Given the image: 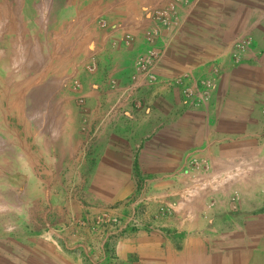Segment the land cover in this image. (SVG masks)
<instances>
[{"label":"crops","instance_id":"0c3cea01","mask_svg":"<svg viewBox=\"0 0 264 264\" xmlns=\"http://www.w3.org/2000/svg\"><path fill=\"white\" fill-rule=\"evenodd\" d=\"M170 1L0 0V137L40 185L38 218L0 236V264H245L225 237L233 192L241 213L264 208V0H186L165 27L147 13ZM151 49L158 82L137 86ZM193 161L201 185L232 187L215 209L181 193ZM102 215L121 219L116 235Z\"/></svg>","mask_w":264,"mask_h":264},{"label":"rangeland","instance_id":"374dc122","mask_svg":"<svg viewBox=\"0 0 264 264\" xmlns=\"http://www.w3.org/2000/svg\"><path fill=\"white\" fill-rule=\"evenodd\" d=\"M2 144L6 145V147L3 151L0 150V236H4L8 231L11 236L17 232L15 230L17 225L32 224L34 219L38 218L34 215L36 211L34 208L38 209V202L32 199V194L35 189L37 191L40 189V185L29 182L33 176L32 162L28 159V154L16 151V139L0 137V146ZM237 183L234 182L232 185L234 186ZM229 186L230 184L227 185L226 181L220 178L219 181L212 185V188L203 190L208 194V204H214L213 209L217 207L214 195L216 193L221 194L224 190L228 191L232 188ZM234 193L229 197L230 201H228L230 202L228 216H232V221H229L230 230L226 231L228 235L225 237V240L231 242L227 246V252L231 251L234 260L240 258L245 264L248 260L249 264H264V208H254L249 210V212L241 213L242 194ZM221 195L224 196L225 193ZM235 195H238L239 198H236ZM262 202L260 201V203ZM137 203L138 205H146V200L140 199ZM167 210H159L158 215L161 217H172L171 211ZM235 213H241V218ZM114 219H118L119 223L115 225ZM132 220L133 217L130 221L133 227ZM141 221L143 224L138 229L146 230L145 228H148V225L144 220L141 219ZM120 222L121 219L118 217L102 215L95 218L93 224L100 225L107 234L116 235L119 231ZM217 232L218 235L222 234V236H225L224 233H226ZM259 244L262 245L258 246Z\"/></svg>","mask_w":264,"mask_h":264},{"label":"built area","instance_id":"2783aa9c","mask_svg":"<svg viewBox=\"0 0 264 264\" xmlns=\"http://www.w3.org/2000/svg\"><path fill=\"white\" fill-rule=\"evenodd\" d=\"M184 2H186V0H171L165 6L150 9L147 14L157 23L165 27H170L175 24V20L177 19L178 6ZM101 25H104V23L101 22ZM148 41L153 42L152 36L150 35L148 36ZM251 43H252V38L248 35H244L239 37V39L235 43V47L239 51H245L250 47ZM160 56L161 55L159 54L158 51H156L155 49H151L150 51H148V53H146L137 60L136 75L134 77L137 86L139 79H142L144 82H147L148 84H154L158 82V76L155 73V66L156 63L160 60ZM90 71H94V68L92 67ZM205 86L207 90L204 91L201 96H203V98L205 97L208 98L210 96L208 95L209 90L212 88L213 83L211 81H207L205 82ZM185 94L186 96L191 97L194 95V91L187 89L185 91ZM192 165H194L196 168V170L194 171V176L190 182L189 181L184 182V187L181 191V193L187 194L190 198H194L198 190L203 191V190H208L210 188V185L208 183L201 185L202 183V178L200 177L201 166L198 163L196 164V161H193ZM208 177H212V176L208 175ZM226 183L228 184L229 182ZM199 185L201 186L198 189ZM235 197L239 198L238 195H235ZM209 207L213 208L214 204L210 203ZM114 220H115V225L119 223L118 219H114ZM132 224L134 228L138 229L139 227L142 226L143 223L134 215Z\"/></svg>","mask_w":264,"mask_h":264}]
</instances>
